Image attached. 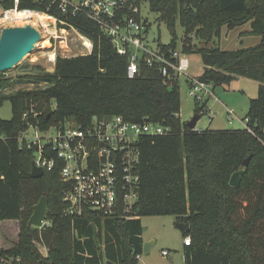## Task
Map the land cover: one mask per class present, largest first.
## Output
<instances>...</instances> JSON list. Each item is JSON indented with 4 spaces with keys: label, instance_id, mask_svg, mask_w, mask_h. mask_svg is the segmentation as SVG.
<instances>
[{
    "label": "trees",
    "instance_id": "obj_1",
    "mask_svg": "<svg viewBox=\"0 0 264 264\" xmlns=\"http://www.w3.org/2000/svg\"><path fill=\"white\" fill-rule=\"evenodd\" d=\"M147 1L172 35L158 53L171 59L181 40L182 53L201 54L205 67L200 79L215 86L231 83L238 76L260 82L245 117L251 130H194L180 116L177 78L163 76L159 62L150 65L144 59L136 76L129 78V55L120 54L97 23L83 16L75 18L77 28L94 44L92 53L58 55L54 71L32 64L26 66L24 75L0 72V106L10 101L14 113L12 119L0 118L1 128L11 135L0 140V220L20 221L17 243L2 248L1 254L20 257V261L15 259L19 264H137V256L144 253V215H173L176 221L190 223L184 232L192 238L184 248L186 264H264V0ZM138 2L130 0L128 7ZM20 6L46 10L37 0H21ZM126 15L140 18L139 12L129 8ZM178 20L184 29L182 39ZM248 22L251 29L246 33L261 37L255 45L223 50L195 43V39L221 37L223 25L233 30ZM41 83L46 85L38 87ZM25 84L37 86L16 88ZM46 98H54L55 106L40 112L41 100ZM196 105L201 117L203 106ZM32 108L38 110V119ZM25 113L30 121L44 123L87 122L95 115L117 114L170 127L169 134L140 140L136 216H125L123 209L105 219L91 213L64 215L67 186L59 172L32 177L33 151L20 147L16 139L27 127ZM250 154L240 186H232L231 176L245 168L244 160ZM44 194L49 197L45 218L49 224L36 227L29 220ZM41 246L48 248L47 255Z\"/></svg>",
    "mask_w": 264,
    "mask_h": 264
},
{
    "label": "built area",
    "instance_id": "obj_2",
    "mask_svg": "<svg viewBox=\"0 0 264 264\" xmlns=\"http://www.w3.org/2000/svg\"><path fill=\"white\" fill-rule=\"evenodd\" d=\"M46 10L22 8L21 0H0V34L4 27L18 25L15 21L18 12L35 11L46 14L53 22L55 33L58 29L67 33H77L88 53H92L94 44L75 25L79 16L97 23L112 39L113 45L122 55H129L127 75L134 78L142 59L152 65L155 61L161 65L160 71L167 78H179L188 75L190 62L181 50H175L171 57L147 50L144 29L145 21L140 16L128 17L126 9L139 12L130 0H37ZM63 15V16H60ZM50 20V21H51ZM49 21V22H50ZM59 26V28H58ZM148 30V28H147ZM51 38L64 39L63 35ZM50 38V39H51ZM145 53H153L151 58H144ZM64 56V55H63ZM57 54L49 57L56 66ZM48 70V71H54ZM190 92L200 103L215 96L214 84L199 77H191ZM32 115L38 119L39 112L32 108ZM27 127L19 132L16 139L20 147L33 151V162L45 171H58L61 181L67 186L64 201L67 207L64 215L85 217L91 213L97 218L105 219L118 214L128 217L136 216L141 175L138 166L141 158L140 140L144 136L165 135L171 128L160 123L144 119L132 121L122 115L93 116L87 122L69 119L64 122L44 123L30 121L29 113L23 116ZM245 128H249L245 119ZM201 131L197 127L193 128ZM30 132H32L30 134ZM11 135L0 126V140H7ZM49 222L44 220L43 226ZM191 236L184 237V243L190 244ZM46 248L45 255L48 254ZM0 264H19L20 257H7L1 254ZM168 250H163L167 255ZM139 257V255L137 256Z\"/></svg>",
    "mask_w": 264,
    "mask_h": 264
},
{
    "label": "rangeland",
    "instance_id": "obj_3",
    "mask_svg": "<svg viewBox=\"0 0 264 264\" xmlns=\"http://www.w3.org/2000/svg\"><path fill=\"white\" fill-rule=\"evenodd\" d=\"M138 1L139 16L142 17L143 21L147 22L148 27V31L146 30L147 33H145L147 50L159 52L162 44H169L171 42V32L168 25L159 18V14L150 9L147 0ZM49 21L45 25L41 23L32 24L41 31V41L37 44L35 50L28 54L17 66L3 73L7 76L24 75L27 72L26 70H28L26 66H31L32 64H40L45 67L46 70H53L55 66L49 61V57L53 56L55 53L57 56L64 55L68 57L87 53L77 33L73 30H68L67 33H63L58 29V33L54 34V24L52 20ZM221 29L223 31L221 37L216 36L210 41L195 39L196 45L198 47H219L223 50H231L252 46L261 40L260 36L246 33L251 29L250 22L238 26L233 30H228L227 25H223ZM177 30L182 39L184 29L179 20L177 22ZM52 34L55 35L54 37L63 35L65 38H51ZM181 46L180 40L178 50L182 48ZM185 53H187L186 56L190 62L187 72L188 75L179 76L177 79L178 85L180 86L182 102L180 116L182 121L188 122L198 112L196 105L197 100L190 92V79L191 77L202 76L205 65L200 53ZM152 54L153 53H145L144 58H151ZM259 84V81L238 76V78L231 83L214 86L215 96L199 103L200 106H203V110H201L202 115L196 127L201 130L207 128L212 130L245 128V117L249 111L250 101L257 97ZM45 85V83H41L38 87ZM36 86V84H25L22 86L17 85L16 88L32 89ZM41 102L43 106L40 107L39 102H37L40 112L52 110L55 106L54 98H46L41 100ZM35 108L37 109V107ZM13 116L12 103L10 101H5V103L0 106V118L12 119ZM31 133L32 132H30V134ZM142 222L144 225L143 238L148 239L147 241L155 240L156 242L149 253L139 255L137 264H186L183 245L185 236H183L182 231L177 228L173 215H144L142 216ZM19 232V220H0V247H14L18 241ZM41 250L44 254L46 253L45 246H41ZM163 250H168L170 254L164 255Z\"/></svg>",
    "mask_w": 264,
    "mask_h": 264
},
{
    "label": "water",
    "instance_id": "obj_4",
    "mask_svg": "<svg viewBox=\"0 0 264 264\" xmlns=\"http://www.w3.org/2000/svg\"><path fill=\"white\" fill-rule=\"evenodd\" d=\"M147 28L144 29V32ZM42 39L41 31L28 23L26 25H14L4 27L0 34V72H6L9 69L17 66L28 54L33 52L37 46V44ZM169 90H173V86L169 87ZM200 115L196 113V115L188 121V124L195 128ZM252 154L244 160L245 168L239 169L233 173L230 179V184L232 186L238 187L241 184V178L244 173H246ZM44 175V170L41 167L32 163V171L31 176L34 178L42 177ZM49 204L48 195L44 194L38 203L34 205V212L30 217L29 222L36 226L42 227L44 220L46 218L47 208ZM177 228L181 231L185 232L190 229V223L185 221H177ZM155 240L145 241L143 244V252L149 253L153 245L155 244Z\"/></svg>",
    "mask_w": 264,
    "mask_h": 264
},
{
    "label": "bare ground",
    "instance_id": "obj_5",
    "mask_svg": "<svg viewBox=\"0 0 264 264\" xmlns=\"http://www.w3.org/2000/svg\"><path fill=\"white\" fill-rule=\"evenodd\" d=\"M17 19L15 22L18 25H25V24H36L41 23L43 25L47 24L49 20H51L46 14L38 13L35 11H21L18 12Z\"/></svg>",
    "mask_w": 264,
    "mask_h": 264
},
{
    "label": "crops",
    "instance_id": "obj_6",
    "mask_svg": "<svg viewBox=\"0 0 264 264\" xmlns=\"http://www.w3.org/2000/svg\"><path fill=\"white\" fill-rule=\"evenodd\" d=\"M175 221H176V219H175ZM177 222V221H176ZM182 234H183V236H185L184 235V232L182 231ZM148 239H144V241H147ZM183 245H184V248H185V243H184V241H183ZM3 248H6V247H3ZM170 254V252L167 254V255H169Z\"/></svg>",
    "mask_w": 264,
    "mask_h": 264
}]
</instances>
